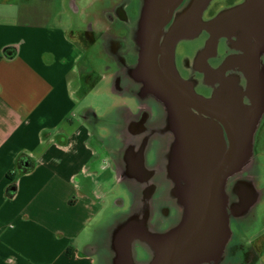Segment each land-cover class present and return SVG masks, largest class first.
Masks as SVG:
<instances>
[{
    "label": "crops",
    "instance_id": "obj_1",
    "mask_svg": "<svg viewBox=\"0 0 264 264\" xmlns=\"http://www.w3.org/2000/svg\"><path fill=\"white\" fill-rule=\"evenodd\" d=\"M33 1L0 0V264H92L79 238L105 195L98 196L97 170L111 169V159L106 143L92 145L87 117H76L88 78L77 67L76 38L49 8L53 0ZM263 123L253 133V182L235 187L241 203L251 198L245 213L262 194L256 179L264 153L255 146L263 148L264 138L255 136ZM263 228L243 264H264Z\"/></svg>",
    "mask_w": 264,
    "mask_h": 264
},
{
    "label": "flooded vegetation",
    "instance_id": "obj_2",
    "mask_svg": "<svg viewBox=\"0 0 264 264\" xmlns=\"http://www.w3.org/2000/svg\"><path fill=\"white\" fill-rule=\"evenodd\" d=\"M75 1L76 0H69V4L73 11L77 10ZM93 1L95 2V7L92 11L97 14L94 16L102 17V21L98 22V24L104 22L105 27L102 28L103 30H100V28H98L99 30H95L90 24L88 29L82 33V36L88 38L91 43L98 42L101 43V45L107 40L106 50L109 52H107L109 56L107 58L112 63V68L108 70L112 69L115 74L114 90L116 92H126L133 97H136L140 102L139 112L137 114L125 110L123 115L125 121L124 130L127 134L125 142H123V147L119 150H117L116 147L111 149L107 148V153L111 159L110 170L114 172L115 175L134 182L140 188V203H142L140 211L144 212L146 215L144 221L151 216L150 223L152 221L153 226L157 227L158 232L160 233L162 231L161 229H166L167 227L169 229L175 226L181 218L182 207L177 201L175 202V199H171L170 196L173 189L176 188V186H179V184L183 185V182L179 179L180 181L177 183L176 180L178 174L181 173L180 169L177 168L178 164L175 165L170 163V157L168 158V154L165 153V150L163 152V148H166L167 150V146H172L175 143L173 123L169 119L168 110L160 100L153 96L162 105V110L159 114L152 116L153 112L151 111V108L145 104V99L150 94L144 93L142 83L138 82L132 74V69L135 67L138 58V30L140 28V20L144 14L150 16L171 14V18L168 19L167 23L163 26L159 38L160 53L158 59L161 63L162 59H164L167 54L163 46L166 41V36L179 17L185 16V22H188L190 21V17L197 14L199 16V21L202 23L211 19L221 10L239 5L245 0H208L206 3L205 0ZM203 1L204 3H202ZM221 1H223V4L216 8ZM225 1L227 3H225ZM89 9L90 7L88 8L86 6L83 12H88ZM183 23H180L181 29L185 28L184 26L186 23ZM208 36L209 33L204 28H200L194 35H182L176 40L173 46L170 59L178 76L183 81L189 82L194 92L208 101L207 113H210V115L199 116L208 119L210 121V126L208 124V129L205 125L202 127L203 130H195V141L198 139V141L203 143L205 141L208 142V140L211 139L213 142H216L218 139L215 136L216 134H213V132L216 131L217 134H220L221 140H223L224 143H228L229 141L225 127L232 128L239 126L241 123L238 122L239 118L247 124L249 119L251 117L254 119L257 114L256 125L258 126L263 120L264 90L262 91L261 96H254L247 93L244 94L246 79L243 72H241L238 67H230L227 70L223 68V62L227 57L231 55L241 56L244 54L243 51L235 49L232 46V41H237L241 38V32H239L233 39H226L224 37L220 38L216 50L212 54L200 57V52L203 50ZM251 40L255 42L253 38ZM263 60L264 51L260 53L258 63L259 69L264 74ZM242 107H244V109H242ZM193 112L198 113L194 110ZM90 115L93 114H91V112L85 113L84 117ZM210 131H212L211 138L209 136ZM167 134L169 135V138L164 139V143H162V138ZM150 141L154 142L155 145L152 148L155 159L153 157L151 159L147 158V153L151 152ZM192 146L195 150L197 149L195 144ZM167 153H169V149ZM173 153L175 154L174 150ZM169 166L173 171L168 168ZM174 169H176V171H174ZM169 171L171 175H169ZM236 174L237 173L226 180L224 191L227 200V192L230 190L232 193H235V187L240 181L239 179H236ZM167 175L170 176V181L165 179ZM230 179L233 180L229 184V190H227V182ZM158 188H161L159 192L157 191ZM173 201L174 203L171 209L166 204ZM249 201H251L249 195L246 199H242V203L239 197H237L235 202H229L228 200V215L233 217L239 225H241L239 223L241 221L240 219L245 216L243 215L245 210H243L242 205L243 203L244 205L248 204ZM150 204L153 206L151 207ZM170 209L172 210V214L177 216L176 219L171 217ZM151 212L152 215H154V213L161 214V216L165 218L164 220L169 219V221L172 222L168 223L167 227L163 228L162 217H155L152 219ZM231 217H229V219H231ZM149 233L150 232L143 233L140 231L138 234L139 237H134L136 234L133 237L139 241H148L146 238ZM130 236L129 233L128 240ZM231 236L232 231L230 230L228 242L218 259L202 264H232V260L235 259V256L238 254L243 256L242 254L247 252L249 256L251 255L252 247L243 248L242 244L238 242L230 244ZM122 237L124 239L123 234L122 236H120V234L115 236L113 240L114 248L120 246ZM132 241H134L133 244H136L139 247L147 248L148 255L152 258L153 253L147 244L141 245L134 239ZM133 257L130 253L131 261L140 264L136 262ZM115 258L116 256L113 257V259ZM224 260L227 261L224 262ZM237 263L239 264V262Z\"/></svg>",
    "mask_w": 264,
    "mask_h": 264
},
{
    "label": "water",
    "instance_id": "obj_3",
    "mask_svg": "<svg viewBox=\"0 0 264 264\" xmlns=\"http://www.w3.org/2000/svg\"><path fill=\"white\" fill-rule=\"evenodd\" d=\"M170 18L169 13L142 16L138 30V58L132 74L142 83L144 93L154 96L166 106L173 123L175 163L181 171L176 180L177 183L182 180L183 185L176 186L171 195L181 205L182 215L168 231L150 232L145 242L153 253L148 264H202L218 259L228 242L230 227L224 187L226 180L242 171L249 162L258 114L254 119L251 117L247 124L239 118V126L225 127L228 143H224L216 131L213 132L218 139L216 142L211 139L203 143L198 139L195 141V130H203L202 127L206 125L207 128L210 123L199 116L210 115L207 113L208 101L178 76L170 54L179 37L194 35L200 28L209 33L200 57L212 54L220 38L233 39L241 32V38L232 41V46L244 54L227 57L223 68H240L246 79L245 93L261 96L264 74L258 63L260 53L264 51V0H245L221 10L202 23L197 14L190 17L187 23L185 16L179 17L166 36L163 46L167 54L160 63L159 38ZM180 23H186L184 29H181ZM209 136L211 138L212 131ZM191 144H195L197 149ZM24 165H28L26 160ZM145 216L138 222L127 223L110 236L111 250L116 256L112 259L113 263L135 264L130 258V242L139 237L140 231L148 232L143 226ZM118 234H123L124 239L122 237L120 246L114 248L113 240Z\"/></svg>",
    "mask_w": 264,
    "mask_h": 264
},
{
    "label": "rangeland",
    "instance_id": "obj_4",
    "mask_svg": "<svg viewBox=\"0 0 264 264\" xmlns=\"http://www.w3.org/2000/svg\"><path fill=\"white\" fill-rule=\"evenodd\" d=\"M30 3L33 4L34 1L30 0ZM225 3L227 2L225 1ZM221 4H223V1H221L216 8H218ZM75 6L77 10L73 11L69 4V0H53L49 8L51 10L59 11L63 29L70 31V33L76 38V42L81 53V59L78 62L77 67L80 71H82V73L88 75L87 80L83 81L82 90L78 95L80 103L75 112L76 117L79 118V116L89 112L93 114L87 116V120H83L82 122L90 129V131H92L93 135L90 140L92 145L96 148L99 147L100 142L104 144L106 143L105 145L108 149L113 147L122 148L127 135L124 130L125 121L123 119V115L125 110H129V112L137 114L139 112L140 102L136 97H133L126 92H116L114 90L115 74L112 69L108 70L112 68V63L107 58L109 57L107 54L108 51L106 50L107 40H105L103 46L98 42L91 43L88 38L82 36V33L88 29L90 24L95 30H99L98 28L103 30L102 28L105 27L104 22L98 24V22L102 21L103 18L94 16L97 15L94 11H92L95 7V2L93 0H76ZM86 6L88 8L90 7V9L88 12L84 13L83 11ZM145 104L151 108V111L153 112L152 116L159 114L162 110V105L152 95L147 96ZM255 137L257 140L261 139V137L264 138V123ZM168 138L169 135L167 134L164 138H162V143H164V139ZM150 142L151 152L147 153V158L151 159L153 157L155 159L152 150L155 145L154 142ZM173 148L174 145L167 146V150L166 148H163V152L165 150V153L168 154V158L170 157V163L176 165V163H174L175 154L173 153ZM168 149L169 153H167ZM261 150H263L264 153V147L261 148L259 144L255 146L256 152ZM262 160V165L259 166L260 169H258L260 176L256 179L257 185L262 190L260 201L248 212V214L247 212L243 214L245 216L240 219L241 221L239 222L241 225H239L233 217L229 216L231 217V219H229V226L232 231L229 243H241L243 248H251V240L254 237L253 235L256 234L259 229L264 227V154ZM249 164L250 162L245 164L242 171L236 174V179L246 181L251 180L253 182L251 174L252 171L255 170V167H251ZM95 167H98V165L96 164ZM168 168L172 170L170 166ZM177 168L180 169L179 166ZM175 170L176 169H174V171ZM168 173L171 175L170 171ZM97 174L98 178L95 182L97 184L98 196L103 193H105V195L99 200H96L95 213L93 214V219L88 227V233L81 235L79 241L84 243V250H91L90 252L93 259L92 264H113L112 259L114 257V251L111 250L110 236L112 237V234L115 235L118 230L123 226H126L127 223L142 220L145 213L140 211L142 208V203H140V188L134 182L126 180L125 178L123 179L120 176L118 179H122L123 181L119 182L115 173L110 169H98ZM165 179L170 181V176L167 175ZM232 180L233 179H230L227 182V190H229V184ZM83 183H88V181H84ZM87 188L88 186H85V189ZM160 190L161 188H158L157 191L159 192ZM227 194L229 202H235L237 200L236 194L232 193V191L229 190ZM170 198L173 200L175 199V202L177 201L175 196L171 195ZM228 200L226 208L229 207ZM173 203L174 201L171 203L168 202L166 205L172 209ZM171 209V217L176 219L177 216L172 214ZM150 217L145 221V223H143V226L146 230H148V232L159 233L158 228L153 226V222L151 221L150 223ZM155 217L161 218L162 216L161 214L154 213V215H152V219ZM161 219L163 222V228L167 227L168 223L172 222H170L169 219L164 220V217ZM169 229L168 227L166 229H161L162 231L160 233L166 232ZM132 240L130 242V250L132 257H136H133V259L140 264H148L151 256L148 255L147 248L145 249L133 244L134 241ZM134 240L139 242L141 245L147 244L145 241H139L135 238ZM242 255L243 257L239 254L236 255L235 259L232 260V264H238L237 262H239V264H243L251 258V255L249 256L247 252ZM226 261L224 260V262Z\"/></svg>",
    "mask_w": 264,
    "mask_h": 264
}]
</instances>
